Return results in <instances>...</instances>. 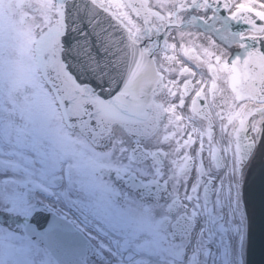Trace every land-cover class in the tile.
I'll return each mask as SVG.
<instances>
[{
  "label": "snow or ice",
  "instance_id": "6c2138e0",
  "mask_svg": "<svg viewBox=\"0 0 264 264\" xmlns=\"http://www.w3.org/2000/svg\"><path fill=\"white\" fill-rule=\"evenodd\" d=\"M258 141L264 0H0V264H247Z\"/></svg>",
  "mask_w": 264,
  "mask_h": 264
},
{
  "label": "water",
  "instance_id": "95a60500",
  "mask_svg": "<svg viewBox=\"0 0 264 264\" xmlns=\"http://www.w3.org/2000/svg\"><path fill=\"white\" fill-rule=\"evenodd\" d=\"M66 38L72 43L81 39L77 34ZM89 51L96 60L101 63L105 61L106 53L96 37L90 38ZM245 195L250 215L248 264H264V141H260V149L249 174Z\"/></svg>",
  "mask_w": 264,
  "mask_h": 264
},
{
  "label": "flooded vegetation",
  "instance_id": "af4514ba",
  "mask_svg": "<svg viewBox=\"0 0 264 264\" xmlns=\"http://www.w3.org/2000/svg\"><path fill=\"white\" fill-rule=\"evenodd\" d=\"M153 2H155V0H153ZM173 35H175V33H174ZM170 42H173V41L170 39ZM216 140H217V138H216ZM217 142H218V141H217ZM206 163H207V161H206ZM247 169H248V168L245 169V172H244L245 174L247 173ZM4 219H5L4 217L0 216V223H2V222L4 221ZM34 222H36L37 225L39 226V223H40V222H38V221H34Z\"/></svg>",
  "mask_w": 264,
  "mask_h": 264
},
{
  "label": "bare ground",
  "instance_id": "6f19581e",
  "mask_svg": "<svg viewBox=\"0 0 264 264\" xmlns=\"http://www.w3.org/2000/svg\"><path fill=\"white\" fill-rule=\"evenodd\" d=\"M242 203V202H241ZM242 207L244 208V203H242ZM247 220V219H246Z\"/></svg>",
  "mask_w": 264,
  "mask_h": 264
}]
</instances>
